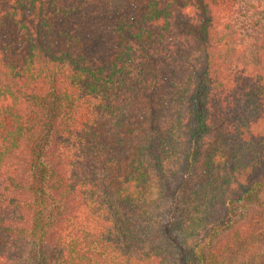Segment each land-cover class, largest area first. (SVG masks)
I'll return each instance as SVG.
<instances>
[{"label":"trees","instance_id":"1","mask_svg":"<svg viewBox=\"0 0 264 264\" xmlns=\"http://www.w3.org/2000/svg\"><path fill=\"white\" fill-rule=\"evenodd\" d=\"M0 264H264V0H0Z\"/></svg>","mask_w":264,"mask_h":264}]
</instances>
